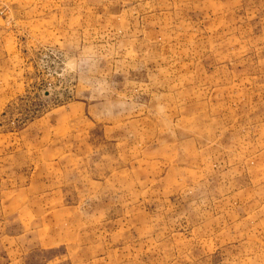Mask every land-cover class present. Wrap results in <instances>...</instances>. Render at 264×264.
Wrapping results in <instances>:
<instances>
[{
    "label": "rangeland",
    "instance_id": "rangeland-1",
    "mask_svg": "<svg viewBox=\"0 0 264 264\" xmlns=\"http://www.w3.org/2000/svg\"><path fill=\"white\" fill-rule=\"evenodd\" d=\"M0 264H264V0H0Z\"/></svg>",
    "mask_w": 264,
    "mask_h": 264
},
{
    "label": "built area",
    "instance_id": "built-area-1",
    "mask_svg": "<svg viewBox=\"0 0 264 264\" xmlns=\"http://www.w3.org/2000/svg\"><path fill=\"white\" fill-rule=\"evenodd\" d=\"M5 11V8L2 6H0V14L3 13Z\"/></svg>",
    "mask_w": 264,
    "mask_h": 264
}]
</instances>
